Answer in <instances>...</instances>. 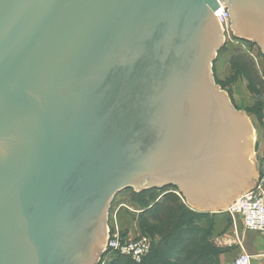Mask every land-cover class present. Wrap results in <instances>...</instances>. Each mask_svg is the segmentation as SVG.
I'll return each instance as SVG.
<instances>
[{
	"label": "water",
	"instance_id": "obj_1",
	"mask_svg": "<svg viewBox=\"0 0 264 264\" xmlns=\"http://www.w3.org/2000/svg\"><path fill=\"white\" fill-rule=\"evenodd\" d=\"M222 6L264 55V0H0V264H100L124 190L219 213L254 187Z\"/></svg>",
	"mask_w": 264,
	"mask_h": 264
},
{
	"label": "rangeland",
	"instance_id": "obj_2",
	"mask_svg": "<svg viewBox=\"0 0 264 264\" xmlns=\"http://www.w3.org/2000/svg\"><path fill=\"white\" fill-rule=\"evenodd\" d=\"M212 74L233 106L245 113L253 125V138L260 147L249 159L256 169L257 185L264 181V56L253 44L228 38L213 63ZM175 193L180 198L178 204L167 202L158 190L142 193L124 190L112 203L108 227L113 233L119 230L123 240L141 235L151 242L152 254L144 264H152L154 256L162 252L167 258L168 243L174 242L179 233L185 234L183 241L170 249L182 250L179 256L183 264H229L243 251L253 258V264H264V257L259 256L264 251L263 235L245 231L241 218L235 220L227 211L197 212L178 191ZM156 203L161 206H156V212L150 217L159 216L160 221L154 224L142 212ZM117 256L109 254L100 264H111ZM128 259L125 257L114 264H138Z\"/></svg>",
	"mask_w": 264,
	"mask_h": 264
},
{
	"label": "built area",
	"instance_id": "obj_3",
	"mask_svg": "<svg viewBox=\"0 0 264 264\" xmlns=\"http://www.w3.org/2000/svg\"><path fill=\"white\" fill-rule=\"evenodd\" d=\"M218 21L223 29L225 41L228 38H235L232 31L229 9L222 6L216 13ZM226 211L233 219L241 218L245 231L259 233L264 236V181L255 185L251 190L241 195ZM151 242L137 235L126 240L122 239L119 230L111 231L108 227V240L103 250L102 261L106 260L109 254H115L130 258L135 263L141 264L151 253ZM264 257V252L260 253ZM229 264H253V258L243 251L236 259Z\"/></svg>",
	"mask_w": 264,
	"mask_h": 264
},
{
	"label": "trees",
	"instance_id": "obj_4",
	"mask_svg": "<svg viewBox=\"0 0 264 264\" xmlns=\"http://www.w3.org/2000/svg\"><path fill=\"white\" fill-rule=\"evenodd\" d=\"M248 43H251V42H248ZM251 44H253V43H251ZM260 53L262 54L261 51H260ZM262 56H264V55L262 54ZM157 190L158 189L148 190V191L152 192V191H157ZM158 191L162 194V197L165 198V200H168L167 202L173 203V204H178L179 203L180 198L175 193V192L178 191L175 187H168V188H165V189H162V190H158ZM157 205L158 204L156 203V204H154V206H152L149 209H147L146 211L142 212V215H147V216L149 215L148 218H151V222L154 223V224H157L158 221H160V217L159 216L156 217V215H154L153 217H150L151 213L152 212L153 213L156 212V208L157 207L159 208L161 206V205L160 206H157ZM184 235H185L184 233H179L176 236L175 241L173 242V240H172L171 244L168 243V246H170V248H171V246H175L176 244H180L183 241V236ZM170 248L168 249L167 252H165L166 255L167 254L169 255L167 258H165V254H163L164 252H162V253L157 254V255L154 256L152 264H183V263H185L184 261H182V259L179 256L180 253L182 252V250L175 252V251H171ZM151 254H152V250H151V253L144 259L142 264H144L145 260L147 258H149ZM121 259H125V257L117 256L116 259H115V262H113L111 264H114V263H116V261L121 260ZM126 259H128V258L126 257ZM128 260H130V259H128Z\"/></svg>",
	"mask_w": 264,
	"mask_h": 264
},
{
	"label": "crops",
	"instance_id": "obj_5",
	"mask_svg": "<svg viewBox=\"0 0 264 264\" xmlns=\"http://www.w3.org/2000/svg\"><path fill=\"white\" fill-rule=\"evenodd\" d=\"M257 49H258V48H257ZM238 198H239V197H238ZM238 198H237V199H238ZM237 199H236V200H237ZM236 200H235V201H236ZM235 201H234V202H235ZM234 202H233V203H234ZM233 203H232V204H233ZM225 212H226V210H225ZM220 213H221V212H220ZM263 252H264V251H261L260 253H263ZM237 256H238V255H237ZM237 256H236V257H237Z\"/></svg>",
	"mask_w": 264,
	"mask_h": 264
},
{
	"label": "bare ground",
	"instance_id": "obj_6",
	"mask_svg": "<svg viewBox=\"0 0 264 264\" xmlns=\"http://www.w3.org/2000/svg\"><path fill=\"white\" fill-rule=\"evenodd\" d=\"M220 9H221V8H220ZM220 9H219V10H220ZM222 212H225V211H222ZM219 213H220V212H219Z\"/></svg>",
	"mask_w": 264,
	"mask_h": 264
}]
</instances>
